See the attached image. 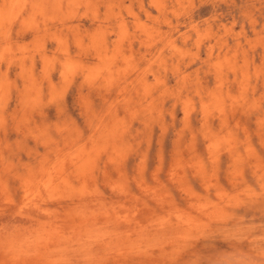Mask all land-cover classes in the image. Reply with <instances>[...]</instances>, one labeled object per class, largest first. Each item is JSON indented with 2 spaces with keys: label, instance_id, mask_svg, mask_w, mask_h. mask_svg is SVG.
Instances as JSON below:
<instances>
[{
  "label": "rangeland",
  "instance_id": "obj_1",
  "mask_svg": "<svg viewBox=\"0 0 264 264\" xmlns=\"http://www.w3.org/2000/svg\"><path fill=\"white\" fill-rule=\"evenodd\" d=\"M0 264H264V0H0Z\"/></svg>",
  "mask_w": 264,
  "mask_h": 264
},
{
  "label": "bare ground",
  "instance_id": "obj_2",
  "mask_svg": "<svg viewBox=\"0 0 264 264\" xmlns=\"http://www.w3.org/2000/svg\"><path fill=\"white\" fill-rule=\"evenodd\" d=\"M28 1V0H27ZM34 2V1H33ZM27 3V2H26ZM66 6V5H65ZM48 9V8H47ZM45 16V15H44ZM171 41V38H170ZM168 44V43H167ZM182 77V76H181ZM105 78V77H104ZM170 177V176H169ZM150 193V192H149ZM152 193V192H151ZM163 197V196H162ZM164 198V197H163ZM162 199V198H161ZM160 201V200H159ZM120 217V216H119ZM142 223V222H141ZM64 224V223H63ZM110 224V223H109ZM124 225V224H123ZM128 231V230H127ZM123 232V231H122ZM174 233V232H173Z\"/></svg>",
  "mask_w": 264,
  "mask_h": 264
}]
</instances>
